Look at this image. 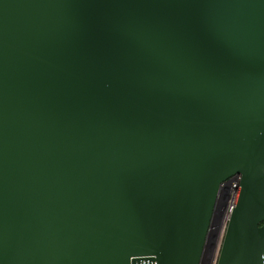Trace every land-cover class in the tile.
<instances>
[{"label": "water", "instance_id": "1", "mask_svg": "<svg viewBox=\"0 0 264 264\" xmlns=\"http://www.w3.org/2000/svg\"><path fill=\"white\" fill-rule=\"evenodd\" d=\"M231 179L263 264L264 0H0V264H206Z\"/></svg>", "mask_w": 264, "mask_h": 264}, {"label": "built area", "instance_id": "2", "mask_svg": "<svg viewBox=\"0 0 264 264\" xmlns=\"http://www.w3.org/2000/svg\"><path fill=\"white\" fill-rule=\"evenodd\" d=\"M234 180L235 179H231L230 182H229L230 184L228 185L229 186L228 194L226 196L225 201L222 200V198H221V200L224 202L226 207H225L224 213L219 218L218 231H217L216 237L214 239L213 248H212L211 252L208 254L207 263L206 264H214V262H215V257H216V254H217L218 245H219L220 238H221V235H222V231L224 229L226 218H227V213H228V211L230 209V203H231V199H232V196H233L232 185L234 184ZM221 200L219 199L220 202H221ZM262 259H263V264H264V253L262 254Z\"/></svg>", "mask_w": 264, "mask_h": 264}]
</instances>
